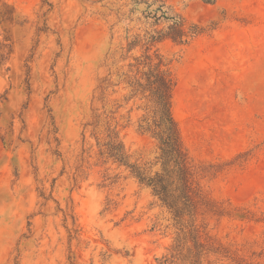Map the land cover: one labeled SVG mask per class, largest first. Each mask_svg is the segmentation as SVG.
<instances>
[{
  "label": "rangeland",
  "instance_id": "rangeland-1",
  "mask_svg": "<svg viewBox=\"0 0 264 264\" xmlns=\"http://www.w3.org/2000/svg\"><path fill=\"white\" fill-rule=\"evenodd\" d=\"M162 10L202 30L151 50L213 203L182 221L105 152L160 168L126 73ZM0 264H264V0H0Z\"/></svg>",
  "mask_w": 264,
  "mask_h": 264
},
{
  "label": "trees",
  "instance_id": "trees-1",
  "mask_svg": "<svg viewBox=\"0 0 264 264\" xmlns=\"http://www.w3.org/2000/svg\"><path fill=\"white\" fill-rule=\"evenodd\" d=\"M164 6L165 2L160 7L163 9ZM170 10L146 15L153 19L151 29L146 30L144 35L133 36L127 47L128 51L139 46L144 48V53L130 64L126 78L131 87L130 98L139 96L146 101L140 128L157 140L159 155L156 164H160V168L151 174L141 165L130 164L121 142L106 143L105 152L131 167L139 181L151 187L154 194L182 221L186 215L194 218L200 206L212 207L213 203L194 184V166L172 112L174 79L169 69L165 68L164 57L157 50L151 52L156 43L165 39L185 44L202 32L196 24L187 26L180 14ZM191 225L194 226L193 223ZM193 230L196 231L194 239H197V229ZM195 244L196 247H204L198 240Z\"/></svg>",
  "mask_w": 264,
  "mask_h": 264
}]
</instances>
